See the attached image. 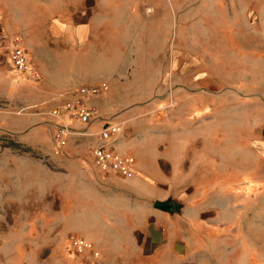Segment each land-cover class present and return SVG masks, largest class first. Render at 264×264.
Listing matches in <instances>:
<instances>
[{
  "label": "rangeland",
  "instance_id": "obj_1",
  "mask_svg": "<svg viewBox=\"0 0 264 264\" xmlns=\"http://www.w3.org/2000/svg\"><path fill=\"white\" fill-rule=\"evenodd\" d=\"M68 1L0 0V264H86L71 251L84 231L114 254L122 234L86 224L105 211L64 205L114 200L85 190L79 168L94 165L71 152L110 121L123 123L113 151L135 161L125 179L149 188L138 201L159 213L163 200L172 217L157 264H264V0H105L121 16L86 33L67 26ZM16 41L38 72L40 61V83L14 70ZM104 70L112 82L84 100L104 113L75 127L65 107ZM61 124L71 136L58 156ZM88 241L100 260L89 264H115Z\"/></svg>",
  "mask_w": 264,
  "mask_h": 264
},
{
  "label": "crops",
  "instance_id": "obj_2",
  "mask_svg": "<svg viewBox=\"0 0 264 264\" xmlns=\"http://www.w3.org/2000/svg\"><path fill=\"white\" fill-rule=\"evenodd\" d=\"M67 9L70 12H75L73 15H71L70 21L67 22V26L69 28H73L74 33L77 31L86 33L89 31L88 28L90 26H93V24H99L93 19L115 18L121 16V12L116 13L119 11L117 6L116 8H110L108 2L106 5L105 0H69ZM58 16L60 15H51V17ZM64 24L66 23L64 22ZM54 27L59 30L61 25L55 24ZM87 56L90 57L91 54ZM90 63L91 62L84 63L86 65L85 67H87L86 70H91ZM39 72L42 80L44 74L40 67V61ZM110 79L112 78L109 74V71L104 70L101 71L100 77L92 78L89 76L84 78L82 81H85L86 85H99L104 81L110 84L112 82ZM107 92L108 86L107 90L103 94H106ZM87 106L94 107L100 116L101 113H104L101 105L94 103V99H90ZM78 124L80 123L75 121V127L80 128V125ZM98 132L97 126L93 125L84 134L88 136L86 138L82 137L85 141V145L77 149H71L72 154H79V157L74 160V162H76V166H80L81 164L83 165L85 158L88 159L90 150H86V146H94L96 144ZM126 144L127 143L124 141H121L118 144V147L121 150H124V146ZM127 150L131 151L129 148ZM79 169L81 170H79L82 173L81 175L85 179H88V183L90 185L87 186L88 188L85 190L89 192L90 188H93L94 195L97 192L99 193L100 197H102L104 194L110 193L112 195L114 194L115 198L114 200H109L107 202L102 201L97 203L96 201H90L88 195H84V201L82 203H76L68 200L67 202H64L65 207L69 211H75L76 209L83 210L84 212L95 209L105 211L104 213L100 212L101 218L99 217L98 222H87L86 224L100 227L99 230H95L97 233H99V235L122 234L114 248V254L109 251L113 249L111 245H107L104 242L99 243L95 241L94 237L90 236L88 231H84L86 238L93 242L94 246L100 251L101 255H103L105 258L114 259L115 264H157L156 259L158 258V255L155 242L158 239H163L166 242L165 246L169 247L168 250L170 251L171 245H169L170 241L168 237L166 238V235L170 232L167 222H169L172 217L167 213V211L163 210H160L159 213H153L147 203L143 204L138 201L137 197L140 194L149 193V188L143 187V190L139 179L128 180L116 176L102 177L94 167L92 169ZM134 182H137V184H134ZM108 198H113V196ZM157 201L163 200H154L153 204H155ZM115 225L116 227H114ZM167 228L168 230L166 231ZM39 240L40 239H35V241ZM63 241L64 240L62 239H58V243L56 241L53 242V250L60 252L63 248V245L66 246V243L64 242V244ZM177 242L178 241L175 243ZM68 247H70L69 243L67 244V248ZM44 248L46 247H39V250L44 251ZM80 258L84 260L86 264H89L87 258L84 256H80ZM98 261H100L99 258L96 260V263H98Z\"/></svg>",
  "mask_w": 264,
  "mask_h": 264
},
{
  "label": "built area",
  "instance_id": "obj_3",
  "mask_svg": "<svg viewBox=\"0 0 264 264\" xmlns=\"http://www.w3.org/2000/svg\"><path fill=\"white\" fill-rule=\"evenodd\" d=\"M11 62L14 70L34 82H39L41 76L34 69L27 52L18 42L14 43L11 51ZM106 87L103 85H83L77 90V101L72 105L65 107L68 116L75 119L82 125H88L97 118V111L94 107H89L84 103L88 97L96 96ZM53 114L59 115L60 109L53 110ZM123 130L122 122H106L101 127L97 135V144L90 150L89 156L92 164L97 169L102 177L116 176L120 178H128L133 172L134 158L130 156H119L113 151L112 142L117 139L118 135ZM71 136L70 129L67 125L61 124L56 133V155L60 156L65 149L69 137ZM71 251L74 255L84 256L89 263L97 260L99 254L95 251L91 242L79 236H75L71 240Z\"/></svg>",
  "mask_w": 264,
  "mask_h": 264
},
{
  "label": "water",
  "instance_id": "obj_4",
  "mask_svg": "<svg viewBox=\"0 0 264 264\" xmlns=\"http://www.w3.org/2000/svg\"><path fill=\"white\" fill-rule=\"evenodd\" d=\"M154 205H155L156 208H159V209H161L163 211H167L168 210L166 202H156Z\"/></svg>",
  "mask_w": 264,
  "mask_h": 264
}]
</instances>
